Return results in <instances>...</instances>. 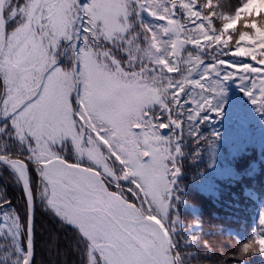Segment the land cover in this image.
Wrapping results in <instances>:
<instances>
[{"label":"snow or ice","instance_id":"obj_1","mask_svg":"<svg viewBox=\"0 0 264 264\" xmlns=\"http://www.w3.org/2000/svg\"><path fill=\"white\" fill-rule=\"evenodd\" d=\"M231 89L264 118V0H0V264H53L41 209L79 264L264 257V208L231 251L176 211Z\"/></svg>","mask_w":264,"mask_h":264},{"label":"trees","instance_id":"obj_2","mask_svg":"<svg viewBox=\"0 0 264 264\" xmlns=\"http://www.w3.org/2000/svg\"><path fill=\"white\" fill-rule=\"evenodd\" d=\"M237 92L230 90L232 99ZM232 99L225 106L222 117L213 118V123L202 128L203 135L217 132L219 139L213 150L205 151L201 157L185 165L183 180L187 197L179 211L185 225L200 222L205 228L203 238L217 246L226 244L227 251H231L227 245L230 240L247 241L256 226L260 210L264 208V118L253 111L250 104ZM233 103L240 105L243 119L235 115ZM210 161L212 167H208ZM7 176L6 171L0 176V189L14 202L19 191L12 183L6 182ZM37 224L43 232L41 234L38 230V248L45 261L79 264L78 255L67 247L72 239L71 233L57 230L50 235L54 225L43 209L38 210ZM8 243L0 237V245ZM248 264H264V257L253 256Z\"/></svg>","mask_w":264,"mask_h":264},{"label":"rangeland","instance_id":"obj_3","mask_svg":"<svg viewBox=\"0 0 264 264\" xmlns=\"http://www.w3.org/2000/svg\"><path fill=\"white\" fill-rule=\"evenodd\" d=\"M185 171H186V167H185ZM184 171V172H185ZM3 175H5V172L3 173ZM183 175H184V173L182 174V176L179 178V184L182 186V191L180 192V195H181V197H182V200H181V202L179 203V205L177 206V209H176V211L179 213V211H180V207H181V205H182V203L184 202V200H185V198L187 197L186 196V194H187V191H186V186L184 185V180H183Z\"/></svg>","mask_w":264,"mask_h":264},{"label":"clouds","instance_id":"obj_4","mask_svg":"<svg viewBox=\"0 0 264 264\" xmlns=\"http://www.w3.org/2000/svg\"><path fill=\"white\" fill-rule=\"evenodd\" d=\"M239 0H222L225 12H227L233 5L237 4ZM223 21H221V24Z\"/></svg>","mask_w":264,"mask_h":264},{"label":"water","instance_id":"obj_5","mask_svg":"<svg viewBox=\"0 0 264 264\" xmlns=\"http://www.w3.org/2000/svg\"><path fill=\"white\" fill-rule=\"evenodd\" d=\"M232 101H234V102H237V101H243V102H245L246 104H248V103L246 102V100L242 97V94L239 93V92H237V93L235 94V96L233 97Z\"/></svg>","mask_w":264,"mask_h":264}]
</instances>
